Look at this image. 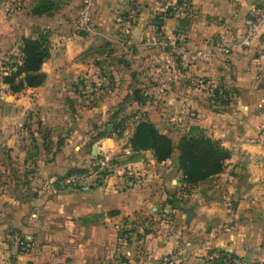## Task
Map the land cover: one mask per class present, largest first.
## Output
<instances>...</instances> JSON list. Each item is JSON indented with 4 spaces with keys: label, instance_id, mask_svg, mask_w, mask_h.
<instances>
[{
    "label": "crops",
    "instance_id": "crops-1",
    "mask_svg": "<svg viewBox=\"0 0 264 264\" xmlns=\"http://www.w3.org/2000/svg\"><path fill=\"white\" fill-rule=\"evenodd\" d=\"M179 1L182 20L165 17L163 0H93L100 35H89L77 29L82 0H20L15 14L0 0V59L22 58L25 39L45 37L50 49L43 85L11 94L0 84V264H166L176 249L180 264H206L215 249L264 262V31L242 46L263 0ZM134 6L138 22L123 44L116 21ZM225 91L231 103L221 106ZM139 119L175 144L202 128L230 151L226 169L189 186L178 152L162 163L151 151L125 155ZM23 120L33 133L25 138L13 130ZM117 125L122 136L98 138ZM101 149L118 153L115 174L86 192L68 185ZM127 217L144 225L125 243L115 224ZM15 236L32 248L17 250Z\"/></svg>",
    "mask_w": 264,
    "mask_h": 264
},
{
    "label": "built area",
    "instance_id": "built-area-1",
    "mask_svg": "<svg viewBox=\"0 0 264 264\" xmlns=\"http://www.w3.org/2000/svg\"><path fill=\"white\" fill-rule=\"evenodd\" d=\"M93 0H82L78 10V23L77 29L89 35H100L92 22ZM21 8L20 0H17V5L10 8V13H17ZM187 5L179 0H163L162 13L166 18L175 20L184 19ZM140 10L134 6L128 15H120L117 18L118 25V39L121 43L127 44L129 36L133 28L138 22ZM264 31V0L263 3L254 8L251 13L250 23L242 41V46L250 47L254 40L259 39ZM162 39L161 34L154 36L151 39V44L159 45ZM217 48L220 53L226 54L230 51L231 47L226 39H221L217 43ZM2 65H8L4 68L3 74L10 75L17 70L18 65H22V58L14 59L11 54L7 53L2 55L0 59ZM198 86H208V92L214 97L216 95L213 83L207 84L204 81L195 82ZM124 154L131 155L133 148L130 143H126L124 147ZM119 155L113 149H101L96 155L95 160L90 171L72 173L66 179L68 185L77 187L83 192L89 191L94 187L101 186L111 175L119 168L118 164ZM190 186V185H189ZM163 218L165 221L169 220ZM144 221L140 218H123L116 222L115 229L119 239L122 242H128L133 235L138 233ZM13 246L21 251L27 252L32 248V241L26 237L15 236L12 239ZM181 252L176 249L173 250L165 259L166 264H180ZM206 264H264L258 260H248L244 257L234 255L231 252L223 250H210L207 254Z\"/></svg>",
    "mask_w": 264,
    "mask_h": 264
},
{
    "label": "trees",
    "instance_id": "trees-1",
    "mask_svg": "<svg viewBox=\"0 0 264 264\" xmlns=\"http://www.w3.org/2000/svg\"><path fill=\"white\" fill-rule=\"evenodd\" d=\"M21 53L22 65L16 66L17 70L10 75L2 77L3 83L8 85L14 94L44 84L46 76L41 73V68L50 56L48 39L45 37L25 39ZM135 100L141 101V98L136 96ZM216 102L221 106H227L231 103V96L225 91L223 96L217 95ZM130 145L135 151L153 152L159 163L171 159L178 152L179 169L184 182L188 185H197L221 174L231 157L230 151L220 141L209 137L202 128L197 126L192 127L189 135L175 144L153 123L143 121L136 126ZM174 201L172 199L171 203Z\"/></svg>",
    "mask_w": 264,
    "mask_h": 264
},
{
    "label": "rangeland",
    "instance_id": "rangeland-1",
    "mask_svg": "<svg viewBox=\"0 0 264 264\" xmlns=\"http://www.w3.org/2000/svg\"><path fill=\"white\" fill-rule=\"evenodd\" d=\"M7 1V3H9V7H13V6H15V5H17V0H6ZM79 10V9H78ZM9 12H10V10H8ZM8 12V13H9ZM93 13V12H92ZM126 12H123V13H119V16L120 15H123V14H125ZM13 14H15V13H13ZM92 22H93V18H92ZM93 24H94V22H93ZM94 26L96 27V25L94 24ZM10 54V53H9ZM11 56L14 58V59H17V58H20L19 57V55H15V54H11ZM0 63H1V61H0ZM6 66L5 65H2V64H0V84L2 83V84H4L3 83V80H2V77H4L5 75L3 74V71H4V68H5ZM6 85V84H5ZM6 86H8V85H6ZM1 87V86H0ZM8 89H9V92L11 93V94H14L11 90H10V88H9V86H8ZM142 100V99H141ZM12 100H11V98L8 100V102H11ZM133 101H136L135 99H133ZM115 116V115H114ZM113 116V118H115ZM141 119H139V120H135V123H137V122H139ZM16 123V122H15ZM140 123V122H139ZM138 123V124H139ZM30 124H28V121H25L24 122V120L21 122V123H17V124H13V130H14V134L15 135H18L19 134V137H23V138H25V136H24V133L23 132H25V130H28L27 128H28V126H29ZM121 127V126H120ZM44 132L43 133H45L46 134V131L47 130H43ZM29 132V133H28ZM123 132H125V130L121 127V128H119V125H117V127L116 126H114L113 127V130H112V127L111 126H109V127H104L102 130H101V132H99V137L98 138H100V137H103V136H105V135H113V134H116L117 136H122V134H123ZM31 134H33L32 133V128L31 129H29L28 131H27V134H26V137H27V135L28 136H31ZM173 141H176V138H171ZM176 143V142H175ZM91 190V189H90ZM259 261V260H258Z\"/></svg>",
    "mask_w": 264,
    "mask_h": 264
},
{
    "label": "water",
    "instance_id": "water-1",
    "mask_svg": "<svg viewBox=\"0 0 264 264\" xmlns=\"http://www.w3.org/2000/svg\"><path fill=\"white\" fill-rule=\"evenodd\" d=\"M175 207L176 209H181L182 208L181 202H177ZM185 214L187 215V222H191L192 217H193V212L191 210H186Z\"/></svg>",
    "mask_w": 264,
    "mask_h": 264
}]
</instances>
